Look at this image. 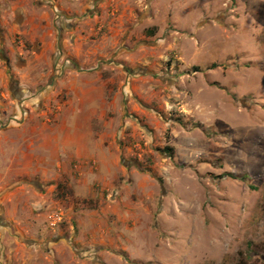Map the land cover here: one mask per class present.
I'll return each mask as SVG.
<instances>
[{
    "label": "rangeland",
    "instance_id": "374dc122",
    "mask_svg": "<svg viewBox=\"0 0 264 264\" xmlns=\"http://www.w3.org/2000/svg\"><path fill=\"white\" fill-rule=\"evenodd\" d=\"M133 3L106 56L10 130L63 137L65 112L87 131L48 176L63 221L12 235L11 264H264V0Z\"/></svg>",
    "mask_w": 264,
    "mask_h": 264
},
{
    "label": "crops",
    "instance_id": "0c3cea01",
    "mask_svg": "<svg viewBox=\"0 0 264 264\" xmlns=\"http://www.w3.org/2000/svg\"><path fill=\"white\" fill-rule=\"evenodd\" d=\"M137 1L0 0V264H11L12 235L34 230L33 220L38 214L52 209L58 183L48 176L50 169L57 171L64 165L67 151L59 156L66 146L62 140H80L87 134L79 127L81 121L68 118L65 112L54 123L73 124V130L63 137L60 131L42 134L10 130H20L26 122L39 124L34 117L24 119L25 106L47 108L54 88L68 83L69 76L61 77L62 73L74 74V69L89 67L92 61L106 56L105 46H115L113 36L122 30V23L112 25V21ZM27 139L59 140L61 145L46 143V154L27 157L24 143H20ZM32 148L42 149L38 145ZM32 175L36 177L30 181Z\"/></svg>",
    "mask_w": 264,
    "mask_h": 264
},
{
    "label": "built area",
    "instance_id": "2783aa9c",
    "mask_svg": "<svg viewBox=\"0 0 264 264\" xmlns=\"http://www.w3.org/2000/svg\"><path fill=\"white\" fill-rule=\"evenodd\" d=\"M63 211L60 207L48 209L45 213V225L49 229L57 228L63 221Z\"/></svg>",
    "mask_w": 264,
    "mask_h": 264
},
{
    "label": "trees",
    "instance_id": "16d2710c",
    "mask_svg": "<svg viewBox=\"0 0 264 264\" xmlns=\"http://www.w3.org/2000/svg\"><path fill=\"white\" fill-rule=\"evenodd\" d=\"M164 148H165V149H168V148H169V146H168V145H166V146H164ZM126 164L128 165V164H129V162H127Z\"/></svg>",
    "mask_w": 264,
    "mask_h": 264
}]
</instances>
